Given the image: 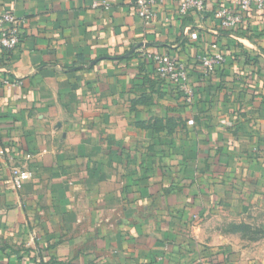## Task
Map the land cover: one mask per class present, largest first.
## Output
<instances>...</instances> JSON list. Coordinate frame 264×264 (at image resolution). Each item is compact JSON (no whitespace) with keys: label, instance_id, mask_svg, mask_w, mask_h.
Returning a JSON list of instances; mask_svg holds the SVG:
<instances>
[{"label":"crops","instance_id":"crops-1","mask_svg":"<svg viewBox=\"0 0 264 264\" xmlns=\"http://www.w3.org/2000/svg\"><path fill=\"white\" fill-rule=\"evenodd\" d=\"M94 1L0 0L27 19L0 54V264H264V15L227 32L214 8L146 25ZM163 50L192 103L144 59Z\"/></svg>","mask_w":264,"mask_h":264},{"label":"built area","instance_id":"built-area-1","mask_svg":"<svg viewBox=\"0 0 264 264\" xmlns=\"http://www.w3.org/2000/svg\"><path fill=\"white\" fill-rule=\"evenodd\" d=\"M119 0H97L92 8L110 10L112 5ZM176 4L177 14L180 17L198 15L205 19L214 8V19L227 32L248 30L253 25L254 13L264 15V0H234L232 5L221 0H169ZM164 0H133L138 16L146 23L152 24L156 19V7ZM27 25V19L18 17L13 10L0 12V54L17 50L22 42L23 29ZM212 53L204 55L200 59V65L204 76L212 75L216 69L227 62V55L219 50L213 43ZM144 59L153 65L155 71L163 82L177 89L184 97L186 103L194 100V90L190 86V76L186 64L180 57L168 51L144 52ZM4 86H11L8 80H3ZM27 155V159H31ZM13 162V157L7 158ZM12 182L16 187H21L25 181L33 179L34 172L30 170L12 167Z\"/></svg>","mask_w":264,"mask_h":264},{"label":"trees","instance_id":"trees-1","mask_svg":"<svg viewBox=\"0 0 264 264\" xmlns=\"http://www.w3.org/2000/svg\"><path fill=\"white\" fill-rule=\"evenodd\" d=\"M152 67H153V65L152 64H150ZM153 69H154V71H155V68L153 67ZM155 73H156V71H155ZM157 74V73H156ZM176 91L180 94V96L184 99V97H183V95L176 89ZM184 101H185V99H184Z\"/></svg>","mask_w":264,"mask_h":264},{"label":"rangeland","instance_id":"rangeland-1","mask_svg":"<svg viewBox=\"0 0 264 264\" xmlns=\"http://www.w3.org/2000/svg\"><path fill=\"white\" fill-rule=\"evenodd\" d=\"M186 102V101H185ZM13 163H14V160H13Z\"/></svg>","mask_w":264,"mask_h":264}]
</instances>
